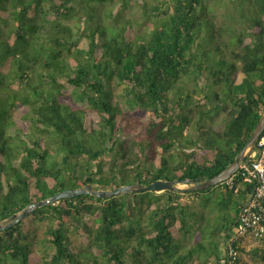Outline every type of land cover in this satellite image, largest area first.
Segmentation results:
<instances>
[{
    "label": "trees",
    "instance_id": "trees-1",
    "mask_svg": "<svg viewBox=\"0 0 264 264\" xmlns=\"http://www.w3.org/2000/svg\"><path fill=\"white\" fill-rule=\"evenodd\" d=\"M76 1L0 0V223L68 189L210 180L234 163L262 117L264 0L241 3L248 4V40L220 61L223 29L209 0H170L165 13L142 1L150 23L144 37L129 21L117 28L87 23L75 34L66 22L75 18ZM203 33L205 45L198 43ZM42 35L48 41L37 42ZM192 76L211 81L203 100L185 92L182 82ZM180 148L192 152L176 163ZM233 180L234 189L224 183L190 193L84 195L43 206L0 232V264H127L128 257L135 264H191L195 255L244 264L241 257L229 263L227 255L246 193L237 174ZM215 189L230 202L213 200ZM183 196L201 198L215 217L199 214ZM40 219L49 221L46 259L29 241V226ZM73 232L94 251L75 249ZM186 237L192 242L183 254ZM250 252L264 264V246Z\"/></svg>",
    "mask_w": 264,
    "mask_h": 264
},
{
    "label": "rangeland",
    "instance_id": "rangeland-1",
    "mask_svg": "<svg viewBox=\"0 0 264 264\" xmlns=\"http://www.w3.org/2000/svg\"><path fill=\"white\" fill-rule=\"evenodd\" d=\"M142 1L149 3V5H161L162 7H165L166 9L162 10L163 13L167 12L170 4V0H112L105 4H97L91 0H77L75 3V6L77 8L75 18L66 22V24L73 29V32L75 34L80 35L87 26V23H104L108 27L113 26L117 28L124 25L125 22L129 21L134 29L135 35L138 37H144L149 35L150 33V23L148 18L144 17V6ZM244 1L245 0L208 1V4L213 9L212 14L216 17L215 21L217 25L223 29L222 36L220 37L218 42L221 43V49L223 50V52L221 53V56H218L216 58L217 61H220L223 58H232L233 54L238 53L241 49L239 40H248V37L245 36V30L249 27L250 24L248 22L249 13L247 11H242L244 5L245 8L246 6H248V4L246 3L244 5H241V3H243ZM163 4H165V6H163ZM91 5L93 6V9ZM93 13L95 14V16H93ZM91 16H93L94 18L90 19ZM207 37V34L203 33L198 43L205 45V40L207 39ZM45 41H48V38L46 37V35H42L39 36L37 42L43 43ZM209 47L210 49L214 50L215 45H210ZM195 79H197V82H195ZM22 83V85H25L24 82ZM210 83L211 81L208 82V80L205 78H196L195 76H192L187 77L186 79L184 78L182 85L185 87V92L188 94L192 93L194 95V100L197 101L203 100L204 97H206L203 95H207V93L204 94L202 90H205L204 88ZM115 95L119 100L123 101L125 111H129L130 108L128 104L125 103L124 88L118 87ZM205 103L208 106H211L212 104L210 100H206ZM149 118L150 116H148L146 119L148 120ZM15 131L16 128L11 129V133L13 135H15ZM188 134L190 140H198V134L197 130H195V127H192ZM51 146L53 149H56L57 147L54 143ZM180 150L181 152L178 149L174 150V155L176 156L177 160L176 163L185 161L186 155H189L192 152V150H183L182 148H180ZM182 151L185 154H183ZM60 155L61 153L56 156V158H58L59 160H61ZM109 169L110 165H106L105 170ZM180 187L186 188L187 186L181 185ZM222 193L223 189H215L214 193L212 194L213 200L219 197L220 200L225 199L227 203L230 202V198L223 195ZM129 200L131 202L136 201L133 198H130ZM182 201L184 203H187L188 205H193L195 207V211L199 214L205 215L206 218H208L209 216L215 217V214L209 213V210L204 211L205 209H203L201 198L195 199L194 197L183 196ZM11 221L12 220L4 221L3 224L6 225ZM91 224L93 223L91 222ZM71 225L73 228L79 227V224L76 222H72ZM29 227L32 233L29 241L32 244L33 250L37 254L41 255L42 259H46V256L52 252V247L47 242V230L49 227V221L46 219H40L37 222L30 224ZM91 228L94 229L93 225H91ZM207 233L210 235L211 230H207ZM70 238L73 247L78 251H81L83 253H92L94 251V249L90 250V248L85 243V238H83L82 235H80L78 232L71 233ZM191 242V238L186 237L185 241L183 242V246L186 249L181 253H187V248L190 246ZM261 246H264V241L259 245H246L242 247L246 251L241 252V258L243 259L244 264H262L259 257L251 255L252 252H250L256 247ZM126 260L127 264H135L130 257L126 258ZM144 264H148L147 260L144 262ZM191 264H216V261L214 258L208 259L203 255H195Z\"/></svg>",
    "mask_w": 264,
    "mask_h": 264
},
{
    "label": "water",
    "instance_id": "water-1",
    "mask_svg": "<svg viewBox=\"0 0 264 264\" xmlns=\"http://www.w3.org/2000/svg\"><path fill=\"white\" fill-rule=\"evenodd\" d=\"M263 131H264V111L259 124L254 130L248 143L243 147V149L236 157L234 163L219 175L205 182L186 181L182 183L179 181L160 180L146 186L141 184L125 185L114 191L95 190L91 185H88L85 188H81V189H68L50 198L49 200L28 206L20 214H16L12 216L11 217L12 221L6 225L3 224V222H1L0 232H3L8 228L14 226L15 224L21 222L23 219L31 215L35 209L41 208L49 204L59 203L66 199H72L84 195H91L99 199H107L121 195L142 194L146 192H153L158 194L166 191L178 192V193L201 192L218 187L219 185H222L227 181H229L230 179H232L239 172L241 164L248 159L250 153L256 148V144L260 136L262 135ZM181 185L187 187L182 188L180 187Z\"/></svg>",
    "mask_w": 264,
    "mask_h": 264
},
{
    "label": "built area",
    "instance_id": "built-area-1",
    "mask_svg": "<svg viewBox=\"0 0 264 264\" xmlns=\"http://www.w3.org/2000/svg\"><path fill=\"white\" fill-rule=\"evenodd\" d=\"M237 175L246 193L234 239L227 245L229 263H234L241 257L238 248L259 245L264 241V131L256 148L241 164ZM233 178L226 182L230 189L235 187ZM236 187L235 192L238 193L240 186Z\"/></svg>",
    "mask_w": 264,
    "mask_h": 264
}]
</instances>
